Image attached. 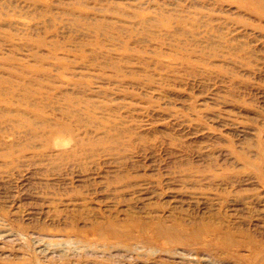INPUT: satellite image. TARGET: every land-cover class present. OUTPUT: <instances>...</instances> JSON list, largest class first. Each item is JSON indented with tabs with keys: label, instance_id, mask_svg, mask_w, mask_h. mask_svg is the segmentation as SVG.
I'll return each instance as SVG.
<instances>
[{
	"label": "rangeland",
	"instance_id": "1",
	"mask_svg": "<svg viewBox=\"0 0 264 264\" xmlns=\"http://www.w3.org/2000/svg\"><path fill=\"white\" fill-rule=\"evenodd\" d=\"M0 264H264V0H0Z\"/></svg>",
	"mask_w": 264,
	"mask_h": 264
}]
</instances>
